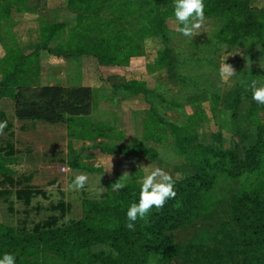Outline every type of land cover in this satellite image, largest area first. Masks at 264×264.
Segmentation results:
<instances>
[{"label": "rangeland", "instance_id": "374dc122", "mask_svg": "<svg viewBox=\"0 0 264 264\" xmlns=\"http://www.w3.org/2000/svg\"><path fill=\"white\" fill-rule=\"evenodd\" d=\"M204 4V27L185 37L174 0H0V122L7 121L0 135V259L10 253L16 264H105L99 256L113 252L100 246L117 255L113 239L130 235L126 213L139 201L145 174L139 166L179 179L176 197L134 228L162 218L156 211L176 209L197 175L211 180L183 223L177 212L167 216L161 237L171 249L152 258L146 250L147 264H200L206 248L208 259L220 250L212 264L236 255L222 250L235 234L234 201L254 189L264 199V105L249 88L253 80L264 86V0ZM224 62L237 73L227 81ZM41 87L90 88L99 109L92 129L79 116L56 124L18 119L30 102L24 92L18 101L15 95ZM102 133L113 139L103 151L113 149V158L99 162L102 145L83 141ZM254 155L257 168L238 173L235 166ZM125 171L130 178L120 179ZM81 173L88 182L73 190ZM118 180L126 187L113 191ZM22 189L31 192L28 202L17 199ZM185 245L199 259L184 262Z\"/></svg>", "mask_w": 264, "mask_h": 264}, {"label": "trees", "instance_id": "16d2710c", "mask_svg": "<svg viewBox=\"0 0 264 264\" xmlns=\"http://www.w3.org/2000/svg\"><path fill=\"white\" fill-rule=\"evenodd\" d=\"M219 3H222L223 5L224 3L227 4V0H219ZM245 20L246 18L243 16L242 21L244 23ZM257 24H260V22L257 21ZM254 34H256L258 37L263 33L258 28H255ZM20 92H24L25 95L23 97L27 99V102H30L25 106L30 110L18 114L17 117L20 120L31 119L47 124H56L75 116L80 117L90 114L91 90L87 87L73 88L69 90L58 87H41L31 90L21 89L19 93L15 95V100L17 101V97L21 96ZM110 153H113L112 150ZM258 165V156L254 155L253 158L249 160V163L243 164V166H235V168L238 173H241L245 169L248 171L255 170ZM194 179H199L200 182L196 183L195 180H191L189 182L188 187L190 191L189 193H185L184 191L180 194L178 200L179 205L176 207V209L170 208L164 212L156 211V215H159L162 218L151 221L150 223L148 219L146 224L139 226L135 225V230H130V235L125 236L123 240H118L117 238L113 239V247L114 249L116 248V251H118L116 256L111 254L107 256L100 255L99 258H101L105 264H110V261L113 264H147L148 258L146 259V255L143 254L146 250L151 252L150 258L169 253L171 249L169 239L166 236L161 237L164 220H166L169 214L172 218V216H174L173 214L177 212L179 214L180 223H183L194 209L195 205L193 204H196L198 201V195L201 188L206 190V185L211 184V180L206 183V177L203 175H197ZM30 194L31 192H29L27 189H22L16 192L17 199H24L26 202L29 201ZM244 197L247 199L249 204L243 203ZM192 199L194 200L192 201L193 203L191 202V204L190 201ZM235 200V206H233L234 212H232V219L235 224L232 228V233H235L234 238L232 243L229 245H224L222 250H224V252H234L236 255L231 257L224 254L221 264L237 263L241 256H244L242 262L243 264L248 262L249 264H252L253 262L264 264V199L261 198L254 189L251 191V193L236 198ZM184 204H191V207H185L183 206ZM176 220L178 221L177 218ZM148 223L149 225H147ZM53 225L54 222L51 221L50 223L42 225L41 229H50ZM81 228L83 230L85 229V226H81ZM153 228L156 229V231L152 232ZM36 230L39 229L37 228ZM214 233H216V230ZM60 238L62 239V235ZM140 249H142V251ZM183 249L184 254L182 259H188L184 262L193 263L199 259L197 250L191 248V246L188 247L185 245L183 246ZM208 251H210V248H206L205 251L202 252L205 253V256L203 260L200 258V264H212L217 254L220 253V250L216 251L213 253V256H210L208 259ZM238 255L239 257H237Z\"/></svg>", "mask_w": 264, "mask_h": 264}, {"label": "clouds", "instance_id": "9594fccd", "mask_svg": "<svg viewBox=\"0 0 264 264\" xmlns=\"http://www.w3.org/2000/svg\"><path fill=\"white\" fill-rule=\"evenodd\" d=\"M174 16L176 21L179 22L182 27H179V32L185 37L195 36L205 24V4L204 0H174ZM228 56L225 57V61ZM220 75L223 81H227L229 78L237 75L235 69L227 64L223 63L220 66ZM252 91V99L260 105H264V86H257V82L253 80L249 85ZM7 127V121L0 122V135ZM144 168V176L141 181V188L139 194L138 203H132L127 210L126 216L129 223L126 227L129 230H135L134 224L137 219H145L148 213L153 209L161 210L169 199H174L177 195L174 190L176 180L179 179V174H176L174 178L169 172L161 168H154L149 170L147 166H139ZM130 174L125 171L120 179H129ZM88 175L81 173L75 176L72 184L69 186L73 190H81L88 182ZM126 187V184L121 183L120 180L112 184L113 191H119ZM105 188L101 189V194ZM107 251H112L113 255H116L112 249H107L106 246H100ZM99 250V249H97ZM0 264H16L15 256L10 253H5L3 258L0 259Z\"/></svg>", "mask_w": 264, "mask_h": 264}, {"label": "crops", "instance_id": "0c3cea01", "mask_svg": "<svg viewBox=\"0 0 264 264\" xmlns=\"http://www.w3.org/2000/svg\"><path fill=\"white\" fill-rule=\"evenodd\" d=\"M109 110V109H108ZM110 111V110H109ZM99 113V109H93V105H92V103H91V110H90V114L89 115H87V116H84V117H78L80 120H85V123L87 124V130H89V129H92L91 127H92V124H93V122L91 121V118L93 117L94 118V116H96L97 114ZM96 128V126L94 127V129ZM111 132H113V125H111ZM97 129V128H96ZM103 135V133L100 135V136H95V139H94V141H93V143L92 142H90V140L89 139H85V141H83V142H85L86 144H94L95 146L96 145H102V147L100 148V149H98V150H96L97 152H98V154L97 155H95V157L97 158V161H99V162H101L103 159H106V158H113V154L111 155L110 154V152H107V153H105V152H103V151H105V150H107L108 151V149L107 148H113V147H107V146H113V139H111V140H109V139H105V137L104 136H102ZM93 145V146H94ZM105 149V150H104ZM113 150V149H112ZM98 156H100V157H98ZM102 165L104 164V162L103 163H101Z\"/></svg>", "mask_w": 264, "mask_h": 264}]
</instances>
